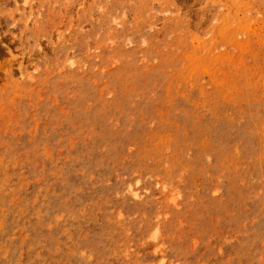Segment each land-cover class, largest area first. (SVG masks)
Wrapping results in <instances>:
<instances>
[{"label": "rangeland", "instance_id": "1", "mask_svg": "<svg viewBox=\"0 0 264 264\" xmlns=\"http://www.w3.org/2000/svg\"><path fill=\"white\" fill-rule=\"evenodd\" d=\"M0 264H264V0H0Z\"/></svg>", "mask_w": 264, "mask_h": 264}, {"label": "bare ground", "instance_id": "2", "mask_svg": "<svg viewBox=\"0 0 264 264\" xmlns=\"http://www.w3.org/2000/svg\"><path fill=\"white\" fill-rule=\"evenodd\" d=\"M24 2H25V1H24ZM24 2H23V3H24ZM25 3H26V2H25Z\"/></svg>", "mask_w": 264, "mask_h": 264}]
</instances>
